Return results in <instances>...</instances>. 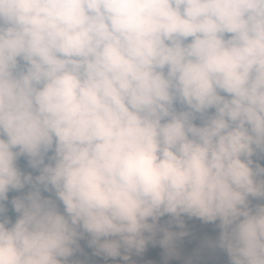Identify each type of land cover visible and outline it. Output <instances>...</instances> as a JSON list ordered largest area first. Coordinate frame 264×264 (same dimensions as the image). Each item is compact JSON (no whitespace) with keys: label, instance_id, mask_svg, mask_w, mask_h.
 Segmentation results:
<instances>
[{"label":"clouds","instance_id":"9594fccd","mask_svg":"<svg viewBox=\"0 0 264 264\" xmlns=\"http://www.w3.org/2000/svg\"><path fill=\"white\" fill-rule=\"evenodd\" d=\"M253 157L264 0H0V264H166L185 217L264 264Z\"/></svg>","mask_w":264,"mask_h":264},{"label":"rangeland","instance_id":"374dc122","mask_svg":"<svg viewBox=\"0 0 264 264\" xmlns=\"http://www.w3.org/2000/svg\"><path fill=\"white\" fill-rule=\"evenodd\" d=\"M253 159L257 163H262L264 160H257L256 157ZM253 205L259 203V201H252ZM168 217L161 219L163 224ZM186 221L187 230L190 232V235L183 238V240L178 241L177 243V252L179 253V258L173 256L170 259H167L166 264H185V261L191 258L196 264L197 261L206 259L208 256H212L217 259L220 264H227V254L223 251L216 249L214 252L206 246L205 241L215 240L219 235V229L213 224H204L199 220H188ZM173 231H180V229L173 226ZM81 246L84 249L86 257L90 260V264H105L102 258L93 257L92 250L87 247L85 241H81ZM160 254L164 255V260L160 258ZM85 256H79L80 259H85ZM166 253L163 248L159 245L153 247L149 244L146 251L141 256H136L133 254L132 261L135 264H148V261H152L153 264H165ZM107 264H123V262L117 258L116 260H109Z\"/></svg>","mask_w":264,"mask_h":264},{"label":"trees","instance_id":"16d2710c","mask_svg":"<svg viewBox=\"0 0 264 264\" xmlns=\"http://www.w3.org/2000/svg\"><path fill=\"white\" fill-rule=\"evenodd\" d=\"M261 164V166H264V162H262V163H260ZM160 258L162 259V260H164V255L163 254H160Z\"/></svg>","mask_w":264,"mask_h":264}]
</instances>
